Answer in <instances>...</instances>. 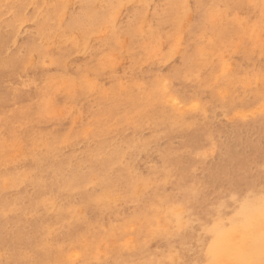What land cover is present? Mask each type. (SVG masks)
Wrapping results in <instances>:
<instances>
[{"label":"rangeland","instance_id":"rangeland-1","mask_svg":"<svg viewBox=\"0 0 264 264\" xmlns=\"http://www.w3.org/2000/svg\"><path fill=\"white\" fill-rule=\"evenodd\" d=\"M0 264H264V0H0Z\"/></svg>","mask_w":264,"mask_h":264},{"label":"bare ground","instance_id":"bare-ground-1","mask_svg":"<svg viewBox=\"0 0 264 264\" xmlns=\"http://www.w3.org/2000/svg\"><path fill=\"white\" fill-rule=\"evenodd\" d=\"M64 1H65V0H64ZM76 1H77V0H76ZM80 1H81V0H80ZM86 1H88V0H86ZM215 1H216V0H215ZM52 3H53V2H52ZM79 3H80V2H79ZM86 3H87V2H86ZM86 3H85V4H86ZM89 3H90V2H89ZM117 3H118V2H117ZM137 3H138V2H137ZM214 3H215V2H214ZM92 4H94V3H92ZM175 4H176V3H175ZM54 5H55V4H54ZM256 6H257V5H256ZM258 6H259V5H258ZM202 7H203V5H202ZM209 7H210V6H209ZM246 7H247V6H246ZM254 7H255V6H254ZM32 8H33V7H32ZM80 8H81V7H80ZM203 9H204V8H203ZM208 9H209V8H208ZM258 9H259V8H258ZM11 11H12V10H11ZM7 13H8V12H7ZM91 13H92V12H91ZM163 13H164V12H163ZM261 13H262V12H261ZM23 14H24V13H23ZM167 14H169V13H167ZM171 14H172V13H171ZM90 15H91V14H89V17H91ZM165 15H166V14H165ZM151 16H152V15H151ZM7 17H8V16H7ZM57 17H58V16H57ZM92 17H94V16H92ZM95 17H96V16H95ZM95 17H94V18H95ZM168 17H169V16H168ZM227 17H228V16H227ZM33 18H34V17H33ZM228 18H229V17H228ZM143 19H144V18H143ZM173 19H174V18H173ZM235 19H236V18H235ZM110 20H111V19H110ZM2 21H3V20H2ZM112 21H113V20H112ZM147 22H148V21H147ZM201 23H202V22H201ZM51 25H52V24H51ZM82 25H83V24H82ZM112 27H113V26H112ZM120 29H121V28H120ZM143 29H144V28H143ZM194 29H195V28H194ZM82 30H83V29H82ZM85 30H86V29H85ZM108 32H109V31H108ZM49 33H50V32H49ZM90 33H91V32H90ZM41 34H43V33H41ZM56 34H57V33H56ZM60 34H61V33H60ZM65 34H66V33H65ZM85 34H86V33H85ZM88 34H89V33H88ZM122 34H123V33H122ZM72 35H73V34H72ZM41 36H42V35H41ZM11 37H12V36H11ZM11 37H9V39H10ZM50 37L52 38V36H50ZM127 37H128V36H127ZM38 38H39V37H38ZM58 38H59V37H58ZM55 39H56V38H55ZM45 40H47V39H45ZM119 40H120V39H119ZM122 40H123V39H122ZM128 40H129V39H128ZM47 41H48V40H47ZM64 42H65V41H64ZM76 44H78V43H76ZM98 44H99V43H98ZM23 46H24V45H23ZM60 46H61V45H60ZM83 46H84V45H83ZM42 47H43V46H42ZM57 47H58V46H57ZM76 47H77V46H76ZM152 47H153V45H152ZM4 48H5V47H4ZM36 48H37V47H36ZM59 50H60V48H59ZM77 50H78V49H77ZM48 51H49V50H48ZM57 52H58V51H57ZM155 53H156V52H155ZM28 54H29V53H28ZM61 55H62V54H61ZM6 56H7V55H6ZM71 56H72V55H71ZM160 57H161V56H160ZM187 57H188V56H187ZM189 57H191V56H189ZM26 59H27V58H26ZM165 59H166V58H165ZM55 60H56V59H55ZM163 60H164V58H163ZM184 60H185V59H184ZM27 65H28V64H27ZM135 65H136V64H135ZM162 65H163V64H162ZM137 66H138V65H137ZM137 66H136V67H137ZM136 67H135V68H136ZM133 68H134V66H133ZM196 68H197V67H196ZM18 69H19V68H18ZM16 71H17V70H16ZM50 76H51V75H50ZM58 77H60V76H58ZM54 78H55V77H54ZM71 82H72V81H71ZM86 83H87V82H86ZM73 84H74V83H73ZM87 84H88V83H87ZM87 86H88V85H87ZM177 86H178V85H177ZM26 87H27V86H26ZM169 87H170V86H169ZM205 87H206V86H205ZM53 88H54V87H53ZM162 91H163V90H162ZM171 91H172V90H171ZM173 92H174V91H173ZM246 92H247V91H246ZM162 94H163V92H162ZM222 95H223V94H222ZM233 96H234V95H233ZM49 98H50V97H49ZM178 98H179V97H178ZM162 99H163V98H162ZM206 99H207V98H206ZM232 99H233V98H232ZM41 100H42V99H41ZM160 101H162V100H160ZM38 103H39V102H38ZM201 103H202V102H201ZM45 104H46V103H45ZM188 110H189V109H188ZM39 112H40V111H39ZM186 112H187V111H186ZM6 113H7V112H6ZM39 114H40V113H39ZM180 115H181V114H180ZM183 115H184V114H183ZM208 115H209V114H208ZM201 119H203V117H202ZM206 121H207V120H206ZM201 124H202V123H201ZM206 124H208V123H206ZM173 126H174V125H173ZM209 126H210V125H209ZM174 127H175V126H174ZM177 128H178V127H177ZM159 134H160V133H159ZM111 142H112V140H111ZM115 154H116V153H114V155H115ZM121 159H122V158H121ZM106 162H107V161H106ZM112 163H113V162H112ZM120 163H121V162H120ZM122 165H123V164H122ZM122 165H121V166H122ZM126 165H127V164H126ZM110 167H112V166L110 165ZM122 167H123V166H122ZM98 168H100V167H98ZM101 168H102V167H101ZM126 168H127V167H126ZM107 169H108V168H106V170H107ZM114 169H117V168H114ZM101 170H102V169H101ZM103 170H104V169H103ZM103 170H102V171H103ZM117 170H119V169H117ZM123 170H124V169H123ZM135 170H136V169H135ZM109 171H110V170H109ZM120 171H121V170H120ZM120 171H118V173H119ZM128 171H129V170H128ZM163 171H164V170H163ZM100 172H101V171H100ZM105 172H106V171H105ZM107 172H108V170H107ZM110 172H111V171H110ZM115 172H117V171H115ZM165 172H166V171H165ZM102 173H103V172H102ZM120 174H122V173H120ZM120 174H119V175H120ZM101 175H103V174H101ZM112 175H113V174H112ZM154 175H155V174H154ZM109 177H110V173H109ZM109 177H107L106 179L108 180ZM114 177L116 178L115 174H114ZM119 177H120V176H119ZM117 178H118V177H117ZM103 179H104V178H103ZM103 179H102V180H103ZM107 180H106L105 182L108 184V181H107ZM110 181H111V180H110ZM120 181H121V180H120ZM103 183H104V182H103ZM103 183H102V184H103ZM109 183H110V182H109ZM110 184H111V183H110ZM110 184H108V185L110 186ZM113 184H114V183H113ZM75 185H76V184H75ZM108 185H107V186H108ZM114 185H115V184H114ZM76 186H77V185H76ZM103 186H105V185H103ZM78 187H79V186H78ZM101 187H102V186H101ZM116 187H117V186H116ZM75 188H76V187H74V189H75ZM107 188H108V187H107ZM110 188H111V186H110ZM104 189H105V188H104ZM108 189H109V188H108ZM108 189H107V190H108ZM95 190H96V189H95ZM113 190H114V189H113ZM120 190H121V189H120ZM110 191H111V189L109 190V192H110ZM70 193H71V192H70ZM101 193H103V192H101ZM106 193H107V192H106ZM106 193H105V194H106ZM70 195H71V194H70ZM108 196H109V195H108ZM108 196H107V197H108ZM97 197H98V195H97ZM107 197H106V198H107ZM101 198H102V197H101ZM106 198H104V200H107ZM99 199H100V198H99ZM95 200H96V199H95ZM101 200H102V199H101ZM101 200H99V201H101ZM96 202H97V201H96ZM195 202H196V201H195ZM99 203H100V202H99ZM99 203H98V204H99ZM101 203H102V201H101ZM104 203H105V202H104ZM104 203H103V204H104ZM78 204H79V203H78ZM105 204H106V203H105ZM109 204H110V203H109ZM105 206H106V205H105ZM146 206H147V205H146ZM187 206H188V205H187ZM73 207H74V206H73ZM103 207H104V206H103ZM119 208H120V207H119ZM121 208H122V207H121ZM140 209H141V208H140ZM100 211H101V210H100ZM116 213H117V212H116ZM62 217H63V216H62ZM84 218H85V217H84ZM70 221H72V220H70ZM115 221H116V220H115ZM73 222H74V221H73ZM73 222H72V223H73ZM75 222H76V221H75ZM85 222H86V221H85ZM72 223H71V225H70V224H68V225L72 226ZM76 223H78V222H76ZM160 223H161V222H160ZM68 225H67V226H68ZM73 226H74V224H73ZM68 229H69V227H68ZM103 229H104V228H103ZM150 232H151V231H150ZM71 234H72V233H71ZM71 234H70V235H71ZM142 241H143V240H142ZM114 242H115V241H114Z\"/></svg>","mask_w":264,"mask_h":264}]
</instances>
